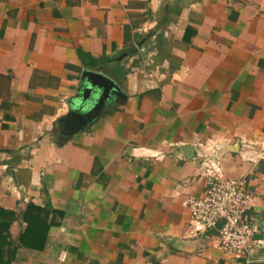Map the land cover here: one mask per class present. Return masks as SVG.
Returning <instances> with one entry per match:
<instances>
[{
  "label": "crops",
  "instance_id": "crops-1",
  "mask_svg": "<svg viewBox=\"0 0 264 264\" xmlns=\"http://www.w3.org/2000/svg\"><path fill=\"white\" fill-rule=\"evenodd\" d=\"M84 70L125 96L73 132ZM210 141L252 196L240 257L190 228ZM28 205L51 211L41 248ZM0 209V264L264 263V0H0Z\"/></svg>",
  "mask_w": 264,
  "mask_h": 264
},
{
  "label": "built area",
  "instance_id": "built-area-1",
  "mask_svg": "<svg viewBox=\"0 0 264 264\" xmlns=\"http://www.w3.org/2000/svg\"><path fill=\"white\" fill-rule=\"evenodd\" d=\"M196 159L207 170L206 188L196 199L185 202L190 212V228L200 235L213 231L220 225L218 242L220 249L235 257L246 254L254 243L258 227L244 219L252 196L243 179L225 177L219 159L221 144L214 141L195 144ZM246 145L240 155L245 157Z\"/></svg>",
  "mask_w": 264,
  "mask_h": 264
},
{
  "label": "water",
  "instance_id": "water-1",
  "mask_svg": "<svg viewBox=\"0 0 264 264\" xmlns=\"http://www.w3.org/2000/svg\"><path fill=\"white\" fill-rule=\"evenodd\" d=\"M124 96L120 87L107 76L84 70L80 78V87L69 101V110L62 122L73 132L86 131L104 108Z\"/></svg>",
  "mask_w": 264,
  "mask_h": 264
},
{
  "label": "trees",
  "instance_id": "trees-1",
  "mask_svg": "<svg viewBox=\"0 0 264 264\" xmlns=\"http://www.w3.org/2000/svg\"><path fill=\"white\" fill-rule=\"evenodd\" d=\"M109 62V59H92L89 61V68L94 69L102 63ZM49 209H43L34 205H28L23 215V221L26 223V228L20 241L23 245L28 247L41 248L45 241L48 230L53 224L48 222ZM12 213L5 212L0 209V217H11ZM9 225V224H8ZM1 229V232L7 230V226ZM1 228V225H0Z\"/></svg>",
  "mask_w": 264,
  "mask_h": 264
}]
</instances>
